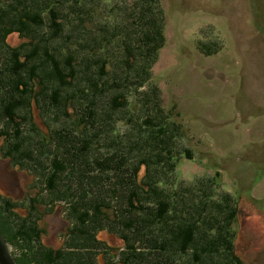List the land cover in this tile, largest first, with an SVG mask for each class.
Returning <instances> with one entry per match:
<instances>
[{
	"label": "trees",
	"instance_id": "obj_1",
	"mask_svg": "<svg viewBox=\"0 0 264 264\" xmlns=\"http://www.w3.org/2000/svg\"><path fill=\"white\" fill-rule=\"evenodd\" d=\"M165 24L161 0H0L3 154L40 189L27 202L0 193V230L19 264H246L237 203L217 197L218 178L178 179L191 151L150 84ZM13 33L25 41L12 46ZM57 205L68 229L54 248L42 221Z\"/></svg>",
	"mask_w": 264,
	"mask_h": 264
},
{
	"label": "rangeland",
	"instance_id": "obj_2",
	"mask_svg": "<svg viewBox=\"0 0 264 264\" xmlns=\"http://www.w3.org/2000/svg\"><path fill=\"white\" fill-rule=\"evenodd\" d=\"M161 2L166 39L150 84L158 86L165 112L183 130L180 148L191 151L181 156L178 179L218 178L217 197L237 203V252L246 264H264V0ZM25 39L13 33L8 41L17 46ZM205 45L218 50L208 53ZM31 112L46 129L35 101ZM5 144L0 137V193L27 202L40 189L29 171L4 156ZM40 209L45 213L44 203ZM63 215L57 205L43 217L46 245H64ZM99 237L112 247L123 244L107 231Z\"/></svg>",
	"mask_w": 264,
	"mask_h": 264
},
{
	"label": "water",
	"instance_id": "obj_3",
	"mask_svg": "<svg viewBox=\"0 0 264 264\" xmlns=\"http://www.w3.org/2000/svg\"><path fill=\"white\" fill-rule=\"evenodd\" d=\"M0 264H19L13 254L12 247L0 230Z\"/></svg>",
	"mask_w": 264,
	"mask_h": 264
}]
</instances>
